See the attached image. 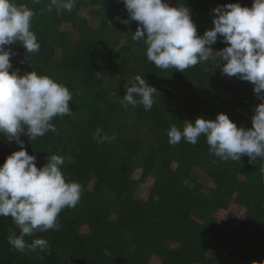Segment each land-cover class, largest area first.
I'll list each match as a JSON object with an SVG mask.
<instances>
[{
  "label": "trees",
  "instance_id": "trees-1",
  "mask_svg": "<svg viewBox=\"0 0 264 264\" xmlns=\"http://www.w3.org/2000/svg\"><path fill=\"white\" fill-rule=\"evenodd\" d=\"M240 1L166 0L195 14L200 36L214 27L217 6ZM15 2L34 11L31 30L40 50L21 63L26 50L12 44L17 55L10 72L34 70L72 94L71 115L52 121L58 134L49 131L32 141L21 134L20 139L38 168L51 154L63 156L66 182H78L82 195L75 207L61 211L58 230L24 236L27 244L45 239L50 253L16 250L7 238L12 232L19 236L20 227L11 217L0 216V264H152L155 256L161 264H264V158L251 162L244 155L240 161H225L211 153L203 135L195 145L183 138L176 145L168 142L171 126L182 131L186 121L215 119L220 113L238 128H251L255 103H262L254 86L235 76L229 80L222 73L226 62L219 64L210 55L184 72L156 67L147 59L143 40L132 39L138 22L125 25L117 19L129 18L122 0H74L71 12L49 11L50 0ZM245 2L249 8L253 4ZM81 7L100 20V27L80 14ZM65 23L76 37L61 29ZM221 41L218 37L213 51L228 46ZM136 75L157 89L151 110L121 104L124 85ZM222 91L232 99L223 98ZM129 109L135 117L131 125ZM11 146L20 150L0 134V166ZM197 168L215 183L210 193L196 179ZM137 169L142 174L134 180ZM149 177L154 183L147 201L134 200L133 189ZM221 211L223 219L218 218Z\"/></svg>",
  "mask_w": 264,
  "mask_h": 264
},
{
  "label": "clouds",
  "instance_id": "clouds-1",
  "mask_svg": "<svg viewBox=\"0 0 264 264\" xmlns=\"http://www.w3.org/2000/svg\"><path fill=\"white\" fill-rule=\"evenodd\" d=\"M129 14L128 19L117 17L128 25L138 22L133 33L134 41L147 45L148 61L161 69L175 68L184 72L213 54L212 45L218 37L226 47L216 51L222 62V73L238 80L248 81L262 103L254 108L252 127H237L229 115L218 114L215 119L197 117L186 121L182 131L175 125L168 131L169 144L181 139L195 145L201 135L206 137L210 151L227 161H240L247 155L251 162L264 158V0H253L252 6L239 3L217 6L213 12L214 27L202 36L197 34L191 10L186 6H169L166 0H122ZM74 0H50L48 10L71 12ZM35 13L27 5L15 0H0V134L20 150L7 156L0 166V216L11 217L20 227V235L12 232L8 242L18 251H48L45 239H35L27 244L24 236L36 231L58 230L57 218L61 211L75 207L81 198L82 187L78 182H66L61 166L65 158L51 154L42 167H37L36 157L30 155L20 139L25 134L32 141L47 132L57 133L52 123L55 117L71 115L69 89L47 75L36 71L20 74L13 68L10 57L17 53L6 45L20 44L26 50L21 63L31 60V54L40 50L36 34L31 30ZM218 64V65H219ZM126 94L121 104H142L151 110L157 89L140 75L124 85ZM139 97V100L137 99ZM26 127V131H25ZM100 130L97 129L96 135ZM103 139H107L105 136Z\"/></svg>",
  "mask_w": 264,
  "mask_h": 264
},
{
  "label": "rangeland",
  "instance_id": "rangeland-1",
  "mask_svg": "<svg viewBox=\"0 0 264 264\" xmlns=\"http://www.w3.org/2000/svg\"><path fill=\"white\" fill-rule=\"evenodd\" d=\"M171 1L172 0H168V3L171 2ZM239 4L242 7H248L247 3L245 2V0H241L239 2ZM73 8H76V4H73ZM79 11H80V14L88 16L89 23L92 26H94L96 28L100 27V25H101L100 20L97 17L92 16L91 14H89V11H88V9L86 7H81L79 9ZM191 15H192V19H195V14L191 12ZM61 29L62 30L73 31L72 25L71 24H67V23L62 24ZM72 33H73L74 37L77 36L76 32L73 31ZM5 47L7 49H10L11 51H13L12 45H6ZM119 49H120V47H119ZM214 53H215V51H213V54H210V56L215 57ZM55 57H56V59H59V52L55 53ZM10 60H11L12 65H13L14 64V56L10 57ZM226 77L229 80L234 79V76L229 77V76L226 75ZM221 95L226 100H231L232 99V94L227 92V91H222ZM258 104H260V103L256 102L255 106H257ZM255 106H254V108H255ZM127 113L129 115L127 123L131 125L133 123V121H134V118H135V117H132V116H134L133 115V110L129 109ZM15 149H16L15 146H11L10 150H9V154H11L12 153L11 151H14ZM141 174H142V169H137L132 174V179L139 180ZM195 177L205 187L204 191L206 193H210L211 189L215 186V183L213 182V180L202 169H198V168L195 170ZM240 178L242 180H244L245 179V175L241 174ZM95 182H96L95 179L91 180L89 185H88V188L89 189H93ZM153 183H154V178L153 177H149L148 180L146 182H144V183H139L136 186V189L134 188L133 191H132L133 199L137 200V201L138 200L139 201H147V199L149 197V194H150V190H151V188L153 186ZM225 214H226L225 212L221 211V213L218 214V218L219 219H223L225 217ZM115 217H116V215H113V218H115ZM152 264H161V259L159 257L155 256L152 259Z\"/></svg>",
  "mask_w": 264,
  "mask_h": 264
}]
</instances>
